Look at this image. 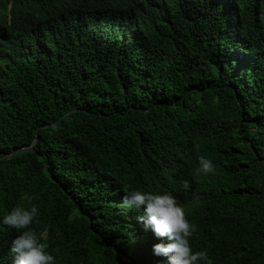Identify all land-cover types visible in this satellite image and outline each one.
I'll return each mask as SVG.
<instances>
[{
	"label": "trees",
	"instance_id": "trees-1",
	"mask_svg": "<svg viewBox=\"0 0 264 264\" xmlns=\"http://www.w3.org/2000/svg\"><path fill=\"white\" fill-rule=\"evenodd\" d=\"M132 189L213 264H264V0H0V218L35 204L56 264H159Z\"/></svg>",
	"mask_w": 264,
	"mask_h": 264
},
{
	"label": "clouds",
	"instance_id": "clouds-1",
	"mask_svg": "<svg viewBox=\"0 0 264 264\" xmlns=\"http://www.w3.org/2000/svg\"><path fill=\"white\" fill-rule=\"evenodd\" d=\"M197 173H214L212 160L204 155L198 157ZM179 188L187 193L191 189L188 180H181ZM123 206L126 209L140 210L143 214L138 219L146 230H151L160 243L153 245V254L160 257L159 264H213L205 249L193 250L191 238L195 226L186 218L185 210L176 196L168 192L132 189L126 190ZM39 210L35 204L30 208L23 205L12 207L0 218L5 226L15 229L18 235L12 241L11 253L13 264H56V257L48 251L46 232L37 233L30 227L38 222Z\"/></svg>",
	"mask_w": 264,
	"mask_h": 264
},
{
	"label": "water",
	"instance_id": "water-1",
	"mask_svg": "<svg viewBox=\"0 0 264 264\" xmlns=\"http://www.w3.org/2000/svg\"><path fill=\"white\" fill-rule=\"evenodd\" d=\"M31 147H33V145L31 146ZM28 148H24L23 150H27Z\"/></svg>",
	"mask_w": 264,
	"mask_h": 264
}]
</instances>
